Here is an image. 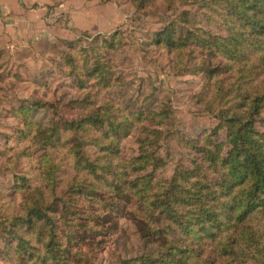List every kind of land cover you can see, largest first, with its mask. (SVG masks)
Masks as SVG:
<instances>
[{
  "label": "trees",
  "instance_id": "1",
  "mask_svg": "<svg viewBox=\"0 0 264 264\" xmlns=\"http://www.w3.org/2000/svg\"><path fill=\"white\" fill-rule=\"evenodd\" d=\"M154 1L133 0L138 10ZM159 1L167 8L190 2ZM198 4L226 36L183 11L180 30L166 26L152 39L172 53L176 69L203 75L197 101L220 120L188 141L194 158L179 164L169 180L157 178L154 171L165 162L148 149L163 132L145 125L139 154L122 158V139L147 117L126 115L112 100L90 92L69 101L70 119L48 125L26 120L18 138L29 136L28 147L39 154L38 183L14 175L10 190L19 200L3 217V260L74 264L70 256L87 258L79 247L105 232L104 223L121 202L143 229L144 252L129 264H264V0ZM80 60L65 57L80 90L90 82L111 85L104 63ZM219 129H225V141L212 139ZM207 167L218 175L214 181Z\"/></svg>",
  "mask_w": 264,
  "mask_h": 264
},
{
  "label": "rangeland",
  "instance_id": "2",
  "mask_svg": "<svg viewBox=\"0 0 264 264\" xmlns=\"http://www.w3.org/2000/svg\"><path fill=\"white\" fill-rule=\"evenodd\" d=\"M183 11L213 33L227 35L205 19L198 0L175 8L155 0L141 10L133 0H0V248L3 217L19 200L10 190L14 175L38 183L39 154L28 147L29 136L20 141L18 129L26 120L48 125L70 119L69 101L85 92L112 100L126 115L147 117L122 139V158L139 154L144 125L163 132L158 145L148 149L165 162L154 171L160 180H169L179 164L194 158L188 141L210 132L220 120L197 101L203 75L176 69L172 53L152 43L154 33L166 26L183 27ZM67 55L81 64L82 56L89 63H104L113 82L106 87L90 82L80 90L65 64ZM212 139L225 141V129ZM205 171L210 180L218 178L210 168ZM132 202L129 207H136ZM122 207L120 202L112 209L103 234L83 241L79 249L87 258L70 256L74 264H129L144 252L142 226ZM7 259L0 257V264H12Z\"/></svg>",
  "mask_w": 264,
  "mask_h": 264
}]
</instances>
